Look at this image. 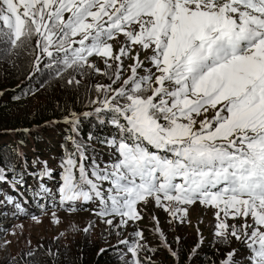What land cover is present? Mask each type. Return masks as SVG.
Wrapping results in <instances>:
<instances>
[{
  "label": "snow or ice",
  "instance_id": "obj_1",
  "mask_svg": "<svg viewBox=\"0 0 264 264\" xmlns=\"http://www.w3.org/2000/svg\"><path fill=\"white\" fill-rule=\"evenodd\" d=\"M0 45V55L38 50L34 72L43 66L69 86L108 79L92 86L89 112L63 118L71 132L58 195L70 211L96 202L94 215L117 234L132 229L114 246L122 264H152L145 253L159 250L136 227L149 203L178 226L197 204L212 210L213 244L238 242L244 264H264V0H0ZM93 115L116 132L99 140L110 149L106 161L89 154L91 132L81 139V119ZM28 163L22 150L0 154V183L11 174L10 186L24 187ZM32 164L40 165L36 195L51 199L43 180L53 170ZM152 220L160 247L178 260L173 244L182 238L169 241ZM203 243L197 228L190 259ZM38 251L25 255L38 264ZM237 255L232 248L220 264H239Z\"/></svg>",
  "mask_w": 264,
  "mask_h": 264
},
{
  "label": "trees",
  "instance_id": "obj_2",
  "mask_svg": "<svg viewBox=\"0 0 264 264\" xmlns=\"http://www.w3.org/2000/svg\"><path fill=\"white\" fill-rule=\"evenodd\" d=\"M34 45V42H33ZM3 46L0 45V49ZM37 51L31 54L21 52L18 56L11 54L0 55V154H8L16 150H22L28 159L27 174L24 176L25 186L20 187L26 200L16 196L12 197L9 183H0V240L3 235L13 227V220L32 218L33 215L42 216L45 213L60 211L68 214L77 212H87L95 219L90 222L95 223V227L89 234H85L83 229L72 234H57L54 237L42 240L37 244L26 248H21L19 253H14L10 249L0 256V264H11V258L15 257L19 264H34L25 253L37 250L36 261L38 264H122L115 245L119 239L131 233L132 229L124 230L122 234H117L114 230L107 229L106 225L100 222L94 215L96 202H78L75 211H70L65 205L59 206L58 186L60 184L61 160L66 155L65 138L70 134L71 129L63 122V118L70 112L82 114L91 110L89 98L94 95L91 88L97 83H108V79L102 76H93L88 79H81V85L69 86L65 83L68 78H57L53 73L44 69L34 72L33 60ZM101 69L105 68L103 62L93 57ZM47 61L45 60V63ZM131 63V61H128ZM31 76V78H30ZM80 79L79 77H77ZM31 90V91H29ZM212 113H209L211 116ZM56 123H52V122ZM24 129H29L28 133ZM81 139L87 140L88 133L94 136L89 143L92 145L88 149L90 155H95L98 159L108 160L110 149L99 140L109 134L115 135V129L111 126L101 124L93 116H84L80 122ZM71 148V145H67ZM95 149V152H93ZM39 159L41 164L47 161V167L53 170L51 177L44 178L43 183L51 192V199L47 196H37L41 189V183L33 175L40 170V165H33L32 161ZM8 180L12 181L11 174ZM13 182V181H12ZM3 185L4 191L1 187ZM4 195V196H3ZM21 205L20 209H15L14 216L7 217V205ZM47 205L46 210H42L40 205ZM199 204L190 209V223L177 225L169 223V216L162 209L155 210V206L150 203L143 211V219L136 227L143 229L147 241L151 248L159 249L154 252H147L145 255L152 257V264H220L224 258V253L232 248L237 249V260L239 264H244L246 250L243 245L233 241L230 246L213 244L212 232L216 223L213 212H206L200 217V213L193 216L195 209H201ZM159 219L160 227L166 232L168 240L173 241L176 236L181 237L179 245L173 244L180 252L179 259L172 257L169 252L159 244L158 234L155 232V223L152 217ZM234 221H230L232 223ZM9 223V226L7 225ZM197 228L203 233L204 243L199 254L194 258H189L188 253L197 242ZM2 230V231H1ZM101 248L108 251L98 254ZM53 252L58 250V255H49L48 250ZM219 249V250H217Z\"/></svg>",
  "mask_w": 264,
  "mask_h": 264
},
{
  "label": "rangeland",
  "instance_id": "obj_3",
  "mask_svg": "<svg viewBox=\"0 0 264 264\" xmlns=\"http://www.w3.org/2000/svg\"><path fill=\"white\" fill-rule=\"evenodd\" d=\"M10 185V184H9ZM2 189L7 192L5 187L1 185ZM11 187V186H10ZM18 188V187H17ZM11 189H13L11 187ZM12 197L18 196L21 199L26 200L27 197L22 193L21 189L18 188L17 190H14L11 192ZM4 196V195H3ZM150 205H154V203H150ZM155 206V205H154ZM10 207V208H9ZM201 209H195L194 212H192L193 216H196L198 213H200V217L204 215L206 212L204 211V207L198 206ZM6 208L8 209L9 214L4 218L14 216L15 213V205L10 204L7 205ZM160 208H157L155 206V210H159ZM208 212H211L208 210ZM52 212L45 213L42 216H38L40 222L34 221L32 218H23L20 220H13V227L8 230L3 235V239L0 240V256H3L8 249L13 251L14 253H19L21 248H26L31 245L37 244L38 242H41L42 240H46L48 238L54 237L57 234H72L75 231L79 232L81 229L84 228V224L88 222L90 219H95L93 216L89 215L87 212L84 213H74V214H68L65 212L56 211L57 215L60 218V223L56 224L53 223ZM212 213V212H211ZM9 226V223L7 224ZM2 231V230H1ZM13 232L15 234H13ZM4 241H10L7 246L4 245Z\"/></svg>",
  "mask_w": 264,
  "mask_h": 264
}]
</instances>
